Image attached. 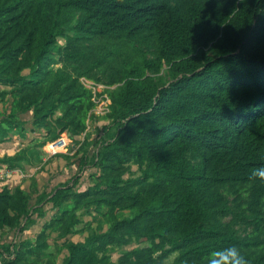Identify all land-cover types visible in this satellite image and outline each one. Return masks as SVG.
Returning a JSON list of instances; mask_svg holds the SVG:
<instances>
[{
  "label": "trees",
  "instance_id": "obj_1",
  "mask_svg": "<svg viewBox=\"0 0 264 264\" xmlns=\"http://www.w3.org/2000/svg\"><path fill=\"white\" fill-rule=\"evenodd\" d=\"M83 78L111 88L92 160L88 124L101 118ZM0 85L33 114L40 148L85 135L80 171H98L93 187L52 196L53 219L8 264H208L229 247L264 264V0H0ZM4 122L3 139L23 131ZM31 205L21 187L0 189V237L36 223ZM80 225L87 238L70 240Z\"/></svg>",
  "mask_w": 264,
  "mask_h": 264
},
{
  "label": "rangeland",
  "instance_id": "obj_2",
  "mask_svg": "<svg viewBox=\"0 0 264 264\" xmlns=\"http://www.w3.org/2000/svg\"><path fill=\"white\" fill-rule=\"evenodd\" d=\"M63 43V41H61ZM4 92H10L9 87H6ZM2 92V91H0ZM13 118V121L22 125V130L14 129L6 138L3 139L0 136V145L6 143L8 146H17L20 151V156L23 157L21 162L22 168H16L14 171L16 173L11 175H6L0 177V183H5L11 189L21 187L31 198H32V211L33 220L36 222L28 223L25 230L16 228L13 230L5 231L0 237L1 243L0 248L7 250L9 245L13 244L16 239H18L20 245L26 241L35 242L38 234H40L45 226L53 219L55 211L53 210L54 203L51 201L52 196L56 194L57 191L63 190L68 187H75L79 191H85L86 189L93 187L95 181L92 180V175L97 174V169L91 166V163L87 164L80 171L79 159L85 156V152L82 150V143L76 141L73 146L77 148H70L69 154L66 156H76L77 159L72 161L62 158V155L49 156L47 152L43 151L39 145L43 143L44 138L43 133L33 130V114L31 112L24 113L20 108L19 100L16 96L9 95L7 97L0 96V128L9 129L8 125L5 124V120ZM98 118V117H97ZM101 119L92 121L90 125L91 134V144L86 146L87 156L90 160L100 149V145L95 144L97 140L104 137V134L110 129L111 121L108 118L100 117ZM3 139V140H2ZM7 140V141H4ZM43 157V158H42ZM32 159V160H31ZM133 173L139 175L138 168L133 166ZM130 175L127 176V178ZM79 179V183L76 185V180ZM43 198H45L43 200ZM40 200H43L42 204H39ZM42 209L44 213V218H39L40 215L35 213ZM69 209V206H65L63 210ZM81 214V213H80ZM95 216V214L88 215L84 218V222L91 224L93 229H98L100 225L104 227L105 230L108 229V224L102 221L100 224V218ZM84 225H80L76 229V234L70 237V240L75 242H83L88 233L80 234L79 232L83 229ZM23 228V227H22ZM148 243H133L128 247L113 250L110 253V257L113 262H117L120 256L126 252L137 248H142L148 246ZM51 251H54L52 247ZM65 254V252H64ZM174 256L171 257L168 263H172Z\"/></svg>",
  "mask_w": 264,
  "mask_h": 264
},
{
  "label": "built area",
  "instance_id": "obj_3",
  "mask_svg": "<svg viewBox=\"0 0 264 264\" xmlns=\"http://www.w3.org/2000/svg\"><path fill=\"white\" fill-rule=\"evenodd\" d=\"M83 85L91 91L93 97L92 101L95 104V108L92 111L93 116L96 117H106L110 113L112 101L110 99V96L108 94V91L111 89L110 87H107L103 84H97L93 81L87 80L83 78L82 80ZM92 124V119L89 120L88 124V132H90V125ZM85 138V135L81 138H78L77 141L83 142ZM67 133L62 134L58 139L49 142L46 146H44V152H47L49 156H56V155H66L69 154L70 148H77V146H73V143H75ZM99 149L97 150L98 153ZM2 167V166H0ZM16 173L14 169H10L7 166H4L3 168H0V177H4L6 175H11ZM18 239L15 240V242L7 248V250H4L3 248H0V264H8L16 259V250L18 246Z\"/></svg>",
  "mask_w": 264,
  "mask_h": 264
},
{
  "label": "clouds",
  "instance_id": "obj_4",
  "mask_svg": "<svg viewBox=\"0 0 264 264\" xmlns=\"http://www.w3.org/2000/svg\"><path fill=\"white\" fill-rule=\"evenodd\" d=\"M253 175L264 179V168L254 171ZM208 264H247V261L236 247H229L211 253Z\"/></svg>",
  "mask_w": 264,
  "mask_h": 264
},
{
  "label": "crops",
  "instance_id": "obj_5",
  "mask_svg": "<svg viewBox=\"0 0 264 264\" xmlns=\"http://www.w3.org/2000/svg\"><path fill=\"white\" fill-rule=\"evenodd\" d=\"M4 89H7V88H5V86L0 85V91H2V92H0V96H2V97H4L5 96L4 94L6 93V92H4V91H6ZM8 144H10V143L0 145V157H16V156H18L20 154L19 148L17 146H12V147L8 146ZM43 151H44V147H43ZM3 167L4 166H2L0 168H3ZM5 186H8V185H6L5 183H0V189L5 187Z\"/></svg>",
  "mask_w": 264,
  "mask_h": 264
},
{
  "label": "water",
  "instance_id": "obj_6",
  "mask_svg": "<svg viewBox=\"0 0 264 264\" xmlns=\"http://www.w3.org/2000/svg\"><path fill=\"white\" fill-rule=\"evenodd\" d=\"M70 137L72 136L71 134H68ZM80 214V213H79Z\"/></svg>",
  "mask_w": 264,
  "mask_h": 264
}]
</instances>
